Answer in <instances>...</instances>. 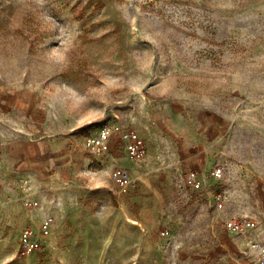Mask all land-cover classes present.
Returning <instances> with one entry per match:
<instances>
[{"label": "rangeland", "instance_id": "rangeland-1", "mask_svg": "<svg viewBox=\"0 0 264 264\" xmlns=\"http://www.w3.org/2000/svg\"><path fill=\"white\" fill-rule=\"evenodd\" d=\"M233 216L264 239V0H0V264H236Z\"/></svg>", "mask_w": 264, "mask_h": 264}, {"label": "built area", "instance_id": "built-area-1", "mask_svg": "<svg viewBox=\"0 0 264 264\" xmlns=\"http://www.w3.org/2000/svg\"><path fill=\"white\" fill-rule=\"evenodd\" d=\"M116 136L124 142L125 150L130 158L138 161L145 160L148 153L145 141L135 130L124 128L119 123L104 124L99 130L85 138L84 146L92 154L108 155L110 153L111 140ZM224 173V167L216 166L210 174L215 179H221ZM111 177L119 193H128L135 187V179L127 168L116 166L112 170ZM207 178L208 175L206 173H201L198 170H191L183 175L186 186L192 189L204 187ZM220 196L219 194L218 197ZM50 221L51 219L43 226L45 233L48 232ZM225 226L233 234L244 235L255 227V222L253 220H240L237 216H233L226 221ZM29 232L30 227H27L25 234L27 235ZM249 249L254 253L257 261L260 264H264V239L250 237Z\"/></svg>", "mask_w": 264, "mask_h": 264}, {"label": "crops", "instance_id": "crops-1", "mask_svg": "<svg viewBox=\"0 0 264 264\" xmlns=\"http://www.w3.org/2000/svg\"><path fill=\"white\" fill-rule=\"evenodd\" d=\"M228 233L229 235L224 233L223 240L226 242L228 241L227 244L229 246L234 245L236 248V250L230 251L231 254L229 255V258H234L235 261L237 262L236 264H260L255 258L254 253L251 252L249 249L247 250L244 247L246 240L248 241V236H251V234L250 235H236V234L231 233L230 231H228Z\"/></svg>", "mask_w": 264, "mask_h": 264}]
</instances>
